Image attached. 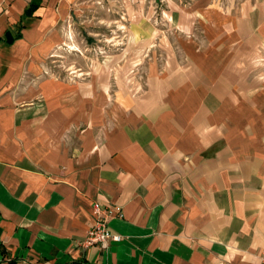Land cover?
Returning a JSON list of instances; mask_svg holds the SVG:
<instances>
[{
    "label": "crops",
    "instance_id": "crops-1",
    "mask_svg": "<svg viewBox=\"0 0 264 264\" xmlns=\"http://www.w3.org/2000/svg\"><path fill=\"white\" fill-rule=\"evenodd\" d=\"M29 1L0 0V264H264V0L134 19L138 62L92 71L77 0ZM95 201L121 238L82 249Z\"/></svg>",
    "mask_w": 264,
    "mask_h": 264
},
{
    "label": "rangeland",
    "instance_id": "rangeland-1",
    "mask_svg": "<svg viewBox=\"0 0 264 264\" xmlns=\"http://www.w3.org/2000/svg\"><path fill=\"white\" fill-rule=\"evenodd\" d=\"M193 1L77 0L74 14L66 26L69 46H64L65 56L77 67L91 71L93 67L106 68L112 58V65L122 64L131 69L139 58L137 46L129 37V25L134 19L151 20L160 26L166 18L164 9L188 6ZM243 1L221 0V4L223 7L229 6L228 3L239 7ZM162 30L171 31V28L164 26ZM132 73L129 76L134 80L135 75Z\"/></svg>",
    "mask_w": 264,
    "mask_h": 264
},
{
    "label": "built area",
    "instance_id": "built-area-1",
    "mask_svg": "<svg viewBox=\"0 0 264 264\" xmlns=\"http://www.w3.org/2000/svg\"><path fill=\"white\" fill-rule=\"evenodd\" d=\"M91 208L93 211L92 224L77 245L82 249L96 245L99 248H104L109 241L120 239L121 237L118 234H113L108 231L106 221L111 211L97 201L92 203Z\"/></svg>",
    "mask_w": 264,
    "mask_h": 264
},
{
    "label": "trees",
    "instance_id": "trees-1",
    "mask_svg": "<svg viewBox=\"0 0 264 264\" xmlns=\"http://www.w3.org/2000/svg\"><path fill=\"white\" fill-rule=\"evenodd\" d=\"M41 0H30L29 3L24 7L22 13H21V18L22 17H29L31 13L39 6ZM21 22L19 21L15 25V31L14 33L11 30H7L4 34V40L6 42H12L15 40V38L20 36V28H21Z\"/></svg>",
    "mask_w": 264,
    "mask_h": 264
}]
</instances>
